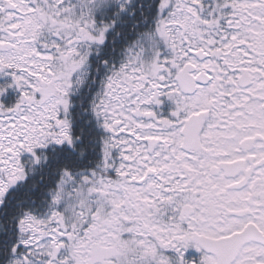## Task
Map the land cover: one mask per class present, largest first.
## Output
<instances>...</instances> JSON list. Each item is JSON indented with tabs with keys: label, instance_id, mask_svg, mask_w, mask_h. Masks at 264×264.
Listing matches in <instances>:
<instances>
[{
	"label": "snow or ice",
	"instance_id": "snow-or-ice-1",
	"mask_svg": "<svg viewBox=\"0 0 264 264\" xmlns=\"http://www.w3.org/2000/svg\"><path fill=\"white\" fill-rule=\"evenodd\" d=\"M0 264H264V0H0Z\"/></svg>",
	"mask_w": 264,
	"mask_h": 264
}]
</instances>
